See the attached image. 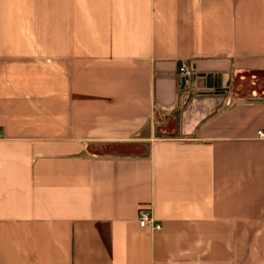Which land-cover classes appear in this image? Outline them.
<instances>
[{
    "label": "crops",
    "instance_id": "1",
    "mask_svg": "<svg viewBox=\"0 0 264 264\" xmlns=\"http://www.w3.org/2000/svg\"><path fill=\"white\" fill-rule=\"evenodd\" d=\"M262 79L264 0H0V264H264Z\"/></svg>",
    "mask_w": 264,
    "mask_h": 264
},
{
    "label": "built area",
    "instance_id": "2",
    "mask_svg": "<svg viewBox=\"0 0 264 264\" xmlns=\"http://www.w3.org/2000/svg\"><path fill=\"white\" fill-rule=\"evenodd\" d=\"M179 79H185V85L190 83L195 77V73L189 63H181L178 69ZM256 136L260 140H264V131H258ZM0 134V138H1ZM138 224L140 228H150L153 231L160 229V225L156 224L151 217L149 210L143 209L139 213Z\"/></svg>",
    "mask_w": 264,
    "mask_h": 264
},
{
    "label": "rangeland",
    "instance_id": "3",
    "mask_svg": "<svg viewBox=\"0 0 264 264\" xmlns=\"http://www.w3.org/2000/svg\"><path fill=\"white\" fill-rule=\"evenodd\" d=\"M257 87H261L260 90L264 92V79L261 80V84H257ZM170 129H173V127L171 126Z\"/></svg>",
    "mask_w": 264,
    "mask_h": 264
},
{
    "label": "water",
    "instance_id": "4",
    "mask_svg": "<svg viewBox=\"0 0 264 264\" xmlns=\"http://www.w3.org/2000/svg\"><path fill=\"white\" fill-rule=\"evenodd\" d=\"M184 87H185V79H182L181 80V89H184Z\"/></svg>",
    "mask_w": 264,
    "mask_h": 264
}]
</instances>
